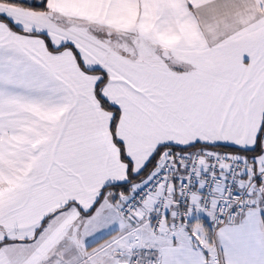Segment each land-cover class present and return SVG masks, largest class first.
Returning a JSON list of instances; mask_svg holds the SVG:
<instances>
[{"label":"snow or ice","instance_id":"obj_1","mask_svg":"<svg viewBox=\"0 0 264 264\" xmlns=\"http://www.w3.org/2000/svg\"><path fill=\"white\" fill-rule=\"evenodd\" d=\"M0 264H264V0H0Z\"/></svg>","mask_w":264,"mask_h":264}]
</instances>
